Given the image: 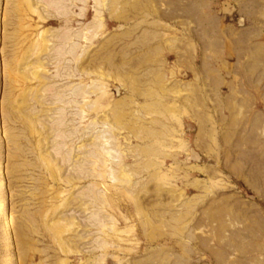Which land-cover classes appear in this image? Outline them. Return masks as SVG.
Segmentation results:
<instances>
[{
    "label": "rangeland",
    "instance_id": "rangeland-1",
    "mask_svg": "<svg viewBox=\"0 0 264 264\" xmlns=\"http://www.w3.org/2000/svg\"><path fill=\"white\" fill-rule=\"evenodd\" d=\"M0 264H264V0H0Z\"/></svg>",
    "mask_w": 264,
    "mask_h": 264
},
{
    "label": "bare ground",
    "instance_id": "bare-ground-1",
    "mask_svg": "<svg viewBox=\"0 0 264 264\" xmlns=\"http://www.w3.org/2000/svg\"><path fill=\"white\" fill-rule=\"evenodd\" d=\"M4 223H5V225L7 224V220L6 219L4 220Z\"/></svg>",
    "mask_w": 264,
    "mask_h": 264
}]
</instances>
